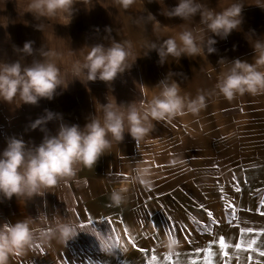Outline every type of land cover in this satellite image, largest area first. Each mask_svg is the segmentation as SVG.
Returning a JSON list of instances; mask_svg holds the SVG:
<instances>
[{"label": "crops", "instance_id": "crops-1", "mask_svg": "<svg viewBox=\"0 0 264 264\" xmlns=\"http://www.w3.org/2000/svg\"><path fill=\"white\" fill-rule=\"evenodd\" d=\"M201 2L217 12L234 2L243 4L240 29L223 40L213 37L216 53L205 50L180 59L168 56L161 63L153 45L159 48L165 40L178 38L186 27H203L199 15L187 23L162 14L178 0H135L127 9L118 0H76L67 25L60 19L35 17L29 12L30 0H0V61L29 65L48 52L66 83L52 100L42 99L38 107L23 105L29 110L59 113L62 119L48 123L55 134L62 123L83 129L93 118L103 121L105 104L119 105L125 111L129 104L148 103L159 94L158 83L166 78L168 83L176 82L180 94L189 100L204 96L206 105L198 114L185 111L170 123L154 121V130L139 143L125 132L124 141L113 142L92 168L77 165L75 178L47 189L44 196L20 201L0 197V223L32 217L36 221L33 227H43L39 217L46 216L49 222L60 217L79 225L78 236L66 245L53 240L51 247L34 246L23 255H11L8 264H145V254L140 251L142 256L135 262L83 259L103 251L102 246L111 245L120 233L125 236L126 228L144 236L154 226L166 237L170 226H175L174 236L181 239L187 235L188 223L199 226V236L205 240L202 250L216 240L212 248L216 255L211 259L223 264L219 237L235 245L242 238H252L253 234L242 237V229H264V215L260 214L264 212V93H246L229 101L216 88L231 61L255 63L252 44L264 41V0ZM210 36L205 34L206 39ZM29 41L31 55L20 51ZM114 43L126 48L130 44L131 55L129 69L112 84L99 80L82 83L73 76L74 65L83 63L93 46ZM22 135L29 143L42 137ZM137 166L150 169V189L132 180ZM121 187L127 188L126 202L117 207L110 196ZM139 249L148 250L149 260L153 253H160V260L167 255L161 246L143 244ZM228 251L235 257L234 249ZM182 253V259L192 256L188 250ZM240 255L243 264L248 253ZM205 256L202 251L199 260L203 262ZM232 264H237L235 258Z\"/></svg>", "mask_w": 264, "mask_h": 264}, {"label": "clouds", "instance_id": "clouds-1", "mask_svg": "<svg viewBox=\"0 0 264 264\" xmlns=\"http://www.w3.org/2000/svg\"><path fill=\"white\" fill-rule=\"evenodd\" d=\"M75 3L76 0H30L29 12L35 17L66 21L67 25L71 22ZM118 3L127 9L135 0H118ZM242 10L243 4L239 2L217 12L201 0H178L176 6L162 14L170 18L178 17L187 23L199 15V24L203 27H186L179 32L178 38L165 40L159 48L153 45V50L157 51L161 63L168 56L180 59L182 56L190 58L201 55L205 50L207 54L216 53L214 45L217 40L213 37L223 40L234 30H239ZM206 33H211L207 39ZM252 46L255 63L240 59L231 61V67L216 84L219 93L229 101L246 93H264V71L260 70L264 68V41L258 40ZM130 47V44L126 48L120 43L109 47L97 44L91 48L83 63L76 62L72 74L82 83L84 80H99L112 84L129 69L127 60L131 55ZM20 51L31 55L32 42H25ZM43 56L42 60H34L29 65L19 61H0V101L12 104L18 100L22 104L36 106L42 99L52 100L55 97L57 89L66 83L49 53ZM158 86L159 94L146 104L141 102L139 107L129 104L125 111H121L119 105L105 104L103 121L93 118L83 129L77 124L62 123L54 135L46 125L62 119V116L45 109V114L29 125L31 130L39 129L44 133L39 145L30 146L22 138L11 137L0 152V197L9 201L15 197L20 201L44 196L47 189L75 178L77 165L92 168L111 150L113 142L120 144L124 141L125 132L139 143L154 130V121L170 123L176 116L184 115L185 111L198 114L206 106L204 96L189 100L180 94L179 85L174 81L168 83L167 78L161 80ZM133 172L135 175L131 178L134 182L147 189L152 187V174L148 167L137 166ZM126 192L127 188L124 187L113 190L110 196L112 203L117 207L125 203ZM39 220L43 227H33L36 221L32 217L15 223H0V264H8L11 255H23L34 246L51 247L53 240L66 245L79 234V225L71 220L54 217L49 222L46 216H40ZM162 242L161 246L167 250V254L176 252L178 242L174 237L167 235ZM102 250L106 254H114V248L104 247Z\"/></svg>", "mask_w": 264, "mask_h": 264}, {"label": "rangeland", "instance_id": "rangeland-1", "mask_svg": "<svg viewBox=\"0 0 264 264\" xmlns=\"http://www.w3.org/2000/svg\"><path fill=\"white\" fill-rule=\"evenodd\" d=\"M23 105L24 104L20 103L18 100L14 101L12 104L0 101V152H2L6 147L7 141L11 137L22 138L23 140H25L22 135L25 133L42 135V137H37V140L31 141L30 143L27 142L26 138L25 142L30 146L32 144L39 145L43 139L44 133H42L39 129L31 130L29 125L32 121L40 117L41 113L42 115L45 114V111L40 112L39 109H37L38 111L34 109L29 110L27 105ZM36 107H38V105H36ZM47 129L51 134H55V130L50 129L49 124L47 126ZM226 141L227 139L225 140V142ZM185 228L186 229L184 231H187V239L185 238L186 236H183V238L181 239H177L179 241V244L176 252L181 253L183 256L182 251L188 250L191 251L192 257L194 258L195 250L198 248L201 249L202 244L205 245V240L200 238L198 231L199 226L197 224L192 225L188 223L187 227ZM189 228L191 229V232L188 231L190 230ZM164 237L165 236L163 235V231H157L156 227L154 226L148 227V230L145 232L144 236H139V234L137 233H131V231L127 232L125 236L120 233L119 238L122 242L123 248L126 249L125 251L114 249V254L111 255L106 254L104 251L95 252L94 254L89 255V259L84 258L83 260H90L91 262H135L136 260H139V257L142 256V254H139L138 251L139 245L142 246L144 244V246H161ZM130 238L134 241L136 247H133L132 244L129 243ZM189 240H191L192 243H189ZM164 250L167 251L166 249ZM156 255L157 257L162 258V255L160 253ZM83 260L81 261L83 262Z\"/></svg>", "mask_w": 264, "mask_h": 264}, {"label": "snow or ice", "instance_id": "snow-or-ice-1", "mask_svg": "<svg viewBox=\"0 0 264 264\" xmlns=\"http://www.w3.org/2000/svg\"><path fill=\"white\" fill-rule=\"evenodd\" d=\"M173 163H175V161H173ZM181 163L183 162L181 161ZM237 191H239V189H237ZM262 206H264V202H262ZM260 214L264 215V212ZM209 215H211V213H209ZM121 223H123V221H121ZM170 228L171 230H169L167 234L168 236L175 238V226H170ZM112 231L115 232L116 229H112ZM127 232L128 229L126 228L125 233L127 234ZM249 234H253L251 239L245 240L242 238L241 241L239 243H236L235 245H232L230 242H226V239L223 236L219 237L218 245L222 252L221 260L223 261V264H232L233 258H235L237 264H242V257L240 255L241 252L248 253L246 261H243V264H264V260L256 259L253 256V254H255L256 257L264 258V239H262L264 238V229L259 231H255L251 228L241 230L242 237L247 236ZM109 238L111 239V237ZM185 238L187 239V236ZM177 242L179 244L178 240ZM129 243L132 244L133 247H136L134 241L131 238L129 239ZM189 243H192V241L189 240ZM215 243L216 240L214 239L209 243L207 249H196L194 253L196 258H192V256L189 255L188 259H182V254L179 252H175L174 254H167L163 260H160L157 255L153 253L151 259L149 260L147 258L148 250L138 249V251L145 254V264H215L214 260L211 259L216 255V253L212 251L213 245ZM102 247H111L114 249H119L121 251L126 250L125 248H123L122 242L119 237H117L111 245L104 244ZM228 249H234L236 253L235 257H233V255L229 253ZM202 251L206 253L205 260L203 262L199 260ZM173 256L176 257L175 260H173ZM65 264H68V262L66 261Z\"/></svg>", "mask_w": 264, "mask_h": 264}]
</instances>
